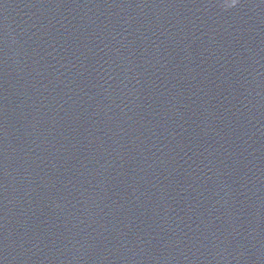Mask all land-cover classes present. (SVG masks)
Listing matches in <instances>:
<instances>
[{
    "label": "clouds",
    "instance_id": "9594fccd",
    "mask_svg": "<svg viewBox=\"0 0 264 264\" xmlns=\"http://www.w3.org/2000/svg\"><path fill=\"white\" fill-rule=\"evenodd\" d=\"M233 5L236 3V0H232Z\"/></svg>",
    "mask_w": 264,
    "mask_h": 264
}]
</instances>
